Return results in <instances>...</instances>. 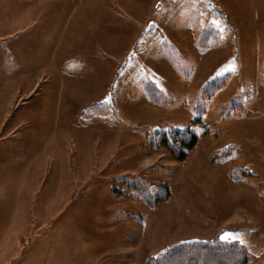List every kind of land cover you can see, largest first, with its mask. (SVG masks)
<instances>
[{"label": "rangeland", "instance_id": "374dc122", "mask_svg": "<svg viewBox=\"0 0 264 264\" xmlns=\"http://www.w3.org/2000/svg\"><path fill=\"white\" fill-rule=\"evenodd\" d=\"M99 8L53 16L36 51V33H3L4 72L34 56L36 85L0 107V247L20 229L41 238L33 262L155 264L217 239L264 264V0ZM184 130L197 141L181 160Z\"/></svg>", "mask_w": 264, "mask_h": 264}, {"label": "crops", "instance_id": "0c3cea01", "mask_svg": "<svg viewBox=\"0 0 264 264\" xmlns=\"http://www.w3.org/2000/svg\"><path fill=\"white\" fill-rule=\"evenodd\" d=\"M4 1L5 0H0V48L4 47L3 44L4 32L9 31L11 33L13 32L19 33L21 31H31L30 33H36V34H32V37L34 39L28 41L27 46H29L32 49V51H36L38 50L39 46L43 45L45 39V37L44 39H41V36H39L40 33H46V32L51 33L52 31L53 16L56 17L64 14L66 16L71 15L73 13V10H76V14L80 16H93L95 12L100 13L99 0H14L16 2L10 4ZM78 9L80 11H78ZM33 57L34 56L31 57L29 56L27 58L26 57L21 58L20 56L16 57L17 60H19L17 61V63L19 62L20 64H22L21 67L19 65L15 70L16 72L14 71L12 73H5L4 72L5 58L3 55H0V107H12L11 106L12 102L9 97L12 86L17 87L18 89L20 87L21 91H25L26 87L27 90H30L29 89L30 87H34L36 85V70H35L36 64H35V59ZM45 64H47V61L43 65ZM20 69H25V70L21 72ZM75 74L72 73L71 75H75ZM59 79L60 80L63 79L62 75ZM46 82L48 81L42 83L41 87L38 89V91H35L34 95L40 91L43 92V94L45 92H48L46 90V85H43ZM7 101L8 103L5 104ZM21 105H25V103L22 102L18 104L17 101V105L15 107H20ZM0 125H3L2 120H0ZM17 146L19 145L17 144ZM15 148L17 149V147ZM35 158L36 157L33 156L32 159L35 161ZM29 162L31 166L32 165L31 158H29ZM47 163H45L44 166L47 165ZM19 169L20 168L18 166L17 168H13V170H15L13 174H19L18 172L21 171V169L20 170ZM2 170L3 169L0 167V176L2 174ZM16 177H17L16 178L17 182H19L20 184H25L22 185V189L24 192L26 190L31 191L27 186L31 184L30 181H27L25 183L24 181L19 180L20 174ZM25 232L26 231L20 229L18 231L11 232L12 247L10 248V250L8 249L9 251L4 249V246L0 247V264H42L41 262H43L45 258L47 263L48 261L47 250H46V257H42V260L33 262V258H38L39 254L37 253L38 251L41 250V248H36V246L42 245V243L35 242L36 240H41L39 235L35 234L34 237H32L33 235L30 237L29 236L30 233L26 232L25 239H27V236H29V240L34 239V242L33 243L28 242L29 246H27V248L30 251H23L20 249L19 244L23 239L22 234ZM42 249L45 250L44 248ZM5 250L6 253L8 252L7 253L8 255L11 252V255L10 257H7L6 260H2L1 258L4 256L3 253Z\"/></svg>", "mask_w": 264, "mask_h": 264}, {"label": "trees", "instance_id": "16d2710c", "mask_svg": "<svg viewBox=\"0 0 264 264\" xmlns=\"http://www.w3.org/2000/svg\"><path fill=\"white\" fill-rule=\"evenodd\" d=\"M150 94L156 91L153 85L149 86ZM181 140L178 158L183 159L185 151L192 148L197 141L194 132L179 131ZM244 251L233 241L225 240H188L170 246L154 260L155 264H245Z\"/></svg>", "mask_w": 264, "mask_h": 264}]
</instances>
